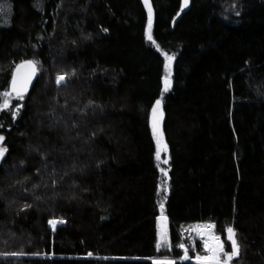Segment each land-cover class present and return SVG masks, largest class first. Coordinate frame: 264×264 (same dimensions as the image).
Wrapping results in <instances>:
<instances>
[{"label": "trees", "instance_id": "trees-1", "mask_svg": "<svg viewBox=\"0 0 264 264\" xmlns=\"http://www.w3.org/2000/svg\"><path fill=\"white\" fill-rule=\"evenodd\" d=\"M182 1L0 0V264L193 259L199 223L264 264V0ZM24 60L37 79L1 107Z\"/></svg>", "mask_w": 264, "mask_h": 264}, {"label": "rangeland", "instance_id": "rangeland-1", "mask_svg": "<svg viewBox=\"0 0 264 264\" xmlns=\"http://www.w3.org/2000/svg\"><path fill=\"white\" fill-rule=\"evenodd\" d=\"M149 36L151 37V33L149 32V29H148L146 33V38L149 42L152 43V40L149 39ZM153 45L155 44L153 43ZM155 48L158 50L156 46ZM163 62L164 63H163V75H162V89L163 91H165V80L167 79L168 87L166 91H168L171 88V70H172V64H173V57L167 54H163ZM12 98H13L12 95L9 92H7V95H4V101L1 107L4 105L5 101L8 102L7 106H9ZM155 107H156L155 113L153 112V109L151 111L150 126H151V131H152V134L155 140V144H156V158H157V153L159 149V159H157L158 165L160 167L161 174H163L165 178L164 173H165V164H166L167 155H166V146H165V143H164V140L161 134V129H160L162 113H161L160 105L155 104ZM153 124L156 125V129H157L155 135L153 132ZM0 147H3L2 141H0ZM1 159L2 157H0V160ZM209 226L210 224L208 223H199V224L190 226V228L187 231V234L189 235L191 234L192 242H194L195 240H199L201 242L202 254H196L193 259H189L187 256V249L183 245H181L180 248L183 250V257L181 259H173V258L164 257V258L152 259V261L154 262V264H173L174 262H177V261H189V260H191V262L195 264H225V262H227V264H231L232 259L230 260L228 259L227 253L231 252L232 244H231L230 252L226 251L224 243L221 241L220 238L217 239L218 236L215 235L212 227H209ZM156 230H157V235H156L157 244L158 243L160 244L159 248L165 252H171L172 248H171L169 235H168L167 222L163 216L158 217L157 223H156ZM185 232L186 231L184 230L182 231L183 234ZM221 243H223L224 245V251L217 253L218 259L216 260L197 259V257L212 256L213 255L212 249L218 248V246ZM185 256H187V259H184Z\"/></svg>", "mask_w": 264, "mask_h": 264}, {"label": "water", "instance_id": "water-1", "mask_svg": "<svg viewBox=\"0 0 264 264\" xmlns=\"http://www.w3.org/2000/svg\"><path fill=\"white\" fill-rule=\"evenodd\" d=\"M147 10L150 12L149 2L145 3V0H141ZM188 7L184 5L182 1V10H186ZM37 68L36 65L30 60H24L20 62L13 70L9 85L8 92L14 96H24L26 95L34 82L37 79Z\"/></svg>", "mask_w": 264, "mask_h": 264}, {"label": "snow or ice", "instance_id": "snow-or-ice-1", "mask_svg": "<svg viewBox=\"0 0 264 264\" xmlns=\"http://www.w3.org/2000/svg\"><path fill=\"white\" fill-rule=\"evenodd\" d=\"M147 2H148V0H145V3H147ZM183 2H184V5H187L188 4V0H183ZM149 39H151L150 36H149ZM63 80H64V77L63 76L57 77V83L58 84L61 81H63ZM167 87H168V81L166 79L165 80V91L167 90ZM5 95H7V93H5ZM160 103H161L160 100H157L156 101V105H159ZM7 105H8V102L5 101L4 102V105L2 107H7ZM155 111H156V107L154 106L153 112L155 113ZM156 131H157L156 125L153 124V132H154V135H155ZM3 139H4V137L3 136H0V141H3ZM6 151H7L6 148L0 147V157H3ZM157 159H159V149H158V153H157ZM164 174L167 175L166 172ZM57 223H64V221H62V220L61 221H53V220H50L49 221V224L53 226V229H55V225ZM209 227H214V226H211L210 225ZM226 232L228 234L227 237H226V239L229 240V241H231V244H232V250H231V252L230 253H227L228 259L230 260L233 257L238 256V254H239V246H238V243H237V241L235 239V233H234L233 228L228 227L226 229ZM217 239H219V237H217ZM157 247L158 248L160 247V244L159 243L157 244ZM212 251H213V255L212 256H210V257H197V259H200V260H216V259H218L217 253L224 251V245H223V243H221L218 246V248L212 249ZM184 259H187V256H185ZM225 264H227V262H225Z\"/></svg>", "mask_w": 264, "mask_h": 264}]
</instances>
